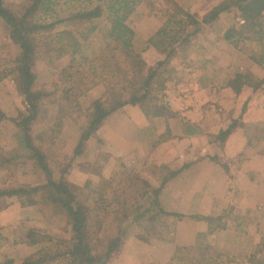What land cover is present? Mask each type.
Here are the masks:
<instances>
[{"label": "crops", "instance_id": "1", "mask_svg": "<svg viewBox=\"0 0 264 264\" xmlns=\"http://www.w3.org/2000/svg\"><path fill=\"white\" fill-rule=\"evenodd\" d=\"M148 1L138 4L126 23L134 32L133 48L143 47L140 56L151 67L150 60L154 64L160 55L148 40L161 22ZM225 1L176 0L200 22V30L168 67L166 99L175 117L147 118L138 106L125 105L96 132L102 146H117L113 157L93 147L92 160L145 166L154 174L161 166L177 172L158 193L164 213L156 214L155 240L128 237L106 264H252L250 256L264 247V50L251 41L236 49L224 39L225 31L243 29L233 8L202 23ZM245 72L262 81L259 90L229 87L235 74ZM14 202L0 213L1 227L36 212ZM2 241L0 234V264L5 259L19 264L39 248L20 241L2 246ZM182 247L189 248L185 263L176 259Z\"/></svg>", "mask_w": 264, "mask_h": 264}, {"label": "rangeland", "instance_id": "2", "mask_svg": "<svg viewBox=\"0 0 264 264\" xmlns=\"http://www.w3.org/2000/svg\"><path fill=\"white\" fill-rule=\"evenodd\" d=\"M7 1L17 11L33 3V0ZM50 6L52 17H45L34 8L35 19H44L45 22L58 19L62 22H58L52 32L34 33L30 36L38 49L29 65L33 80L30 90L48 95L40 99L39 103L42 105L37 118L29 123L30 131L27 135L32 147L41 152L42 160L38 161L34 152L27 148L22 127L18 124L27 116L28 110L23 96L18 92L21 81H15L14 76H6L0 81V109L4 112L0 121V187L46 185L49 180L55 183L63 180L68 189H72L71 187L77 189L74 193L79 200L78 203L83 202L82 204L89 208L90 202L99 198L101 209L90 210L85 218L89 235L86 245L95 257L100 254L101 249L104 250L102 247L99 248L103 241L118 237V229L126 234L124 236L121 234L120 242L114 251L128 237L137 242H153L155 227L160 221L156 220L158 213L149 209L151 208L149 205L154 197H158V194L154 193L158 184L155 180L157 169L154 174V169L148 170L149 168L145 166L131 167L120 161L108 165L103 159L92 160L96 152L94 148L99 147L100 154L109 153L113 157L117 146L116 142L109 144L106 142L102 146L96 135L98 129L83 143L81 152L75 154L80 142V133L86 125L89 103L93 99L101 98L108 109L113 108L115 102L127 100L129 97L122 90L124 85H114V81L109 80L102 69L105 63L103 56L100 55L108 42L104 30L106 25L102 19L99 20L96 31L87 41L82 42L83 47L79 54L56 57L53 50L55 34L70 32L74 26L70 25L67 18L89 6L86 0H52ZM148 6L150 12L159 16H162L163 10L167 8L160 0H149ZM142 48L136 47L134 52L137 54V60L145 67L136 66L128 73V78L139 83L142 82L148 68V63L143 62L145 57H141L139 53ZM256 50L261 53L262 47L258 46ZM17 54V47L8 39L6 30L0 22V71H8L13 66ZM154 64L150 60L149 65ZM71 76L74 81L83 79L85 83V86L81 87L85 91L83 96L78 95L76 85L74 89L67 91L73 85L71 81H66ZM139 149L142 151L140 145ZM42 163L47 173L42 170ZM148 182L150 186H146ZM54 194L57 196L45 203L44 197L39 198L40 203L32 206L36 212L31 213L34 214L30 216L31 220L27 213L28 215L20 217L16 225L0 226V234L5 241V243L2 241V246L16 247V243L25 238L27 231L32 228L41 231L42 235L51 236L53 241L44 244L45 246L55 244L57 238L70 237L71 217L55 203V200L59 199V194L57 192ZM11 201L17 203L15 199H0V213L10 207ZM134 208H138L141 213L145 211L142 219L138 217L139 214ZM126 210L132 211L129 215L130 225L123 221L124 218L127 219ZM42 219L45 220L44 223L40 222ZM127 225L129 226L125 229Z\"/></svg>", "mask_w": 264, "mask_h": 264}, {"label": "trees", "instance_id": "3", "mask_svg": "<svg viewBox=\"0 0 264 264\" xmlns=\"http://www.w3.org/2000/svg\"><path fill=\"white\" fill-rule=\"evenodd\" d=\"M86 1H88L89 7L75 12L67 18L70 25L74 26L72 30L55 34L54 53L59 58L68 54L72 56L79 54L83 47L82 42L87 41L96 31L99 20L102 19L106 25L104 30L108 39L100 55V57L103 56L102 59L105 63L102 66L103 72L109 77V80L114 81V85L123 84L122 90L129 97L127 100L115 102L113 108L108 109L101 98L93 99L89 103L86 125L80 133V142L75 154L81 152L80 149H82L83 143L94 131L99 129L113 113L125 105L138 106L147 118L175 117L176 113L171 109L169 101L166 99V84L170 81V69L168 67L174 56L183 53L187 49L191 38L200 30V22L185 12L176 0H160L164 5H167V8L163 10L162 16L157 13L154 14L161 22V27L148 40V44L157 51L160 58L153 66L147 68L142 82L139 83L128 78V73L133 71L136 66L144 68L145 65L137 60L138 57L133 48L134 32L126 21L135 7L143 0ZM51 3L52 0H33L29 7L17 11L7 0H0V22L6 30L8 39L18 49L13 66L8 71L6 70L7 73L5 70L0 71V81L6 76H14L15 81H21L18 92L23 96L28 110L26 111L27 116L20 120L18 124L22 127L27 148L34 152L38 161L42 160V154L32 147L27 134L30 131L29 123L37 118L42 105L39 103L40 99L48 94L30 90L33 80L29 65L35 53L38 52L30 36L34 33L52 32L56 24L62 22L58 19L45 22L44 19L37 20L33 16V9L36 8L45 17H52ZM230 8L235 9L236 17L242 21V24H240V21L238 24L243 29L235 30L233 28L225 31L223 34L224 39L236 49L239 48L240 42L251 41L264 50V0H226L214 8L202 20V23L207 24L216 20L221 12ZM164 17L165 19H162ZM66 81L73 83L67 91H71L76 85L78 87L76 91H79L78 95L83 96L85 94V91L81 88L85 86L83 79L74 81L73 76H71ZM261 84L262 81L249 72L235 74L234 78L228 81L229 87H232L236 92H239L243 87H250L253 91H257L260 89ZM3 116L0 112V121ZM156 169L155 178L159 185L154 190L155 195L159 193L167 181L177 175V172H171L166 167L161 166ZM42 170L48 172L43 163ZM47 183L46 185L0 187V199H15L21 207L35 206L40 203L39 198L42 197H44V203L50 201L57 196V194H54V192H57L59 199L55 200V203L72 220L70 237L57 238L55 244L50 246L44 244L53 241L51 236L42 235L41 231L33 228L28 230L25 238L19 241L28 246H38L39 248L19 264H106L119 244L121 234L124 236L126 232L123 233L118 229V237L103 241L99 248L102 247L104 250L102 251L100 248V254L95 257L86 245L89 235L88 223L85 222V218L90 210L101 209V200L98 198V200L91 201L88 208V206L82 204L83 202L78 203L79 200L76 199L74 193L77 189L74 187L68 189L69 187L63 183V180L58 183L49 180ZM146 186H150L149 182L146 183ZM153 199L149 209L163 214L164 212L159 207L157 198L154 197ZM134 210L139 214L138 217L142 219L145 211L141 213L138 208H134ZM130 214H132L131 210L125 211L127 219L124 218L123 221L127 224L130 223ZM146 214H148L147 211ZM188 249L184 247L177 248L176 259L185 263ZM249 261L252 264H264V247H260L250 256ZM2 264H14V262L5 259Z\"/></svg>", "mask_w": 264, "mask_h": 264}, {"label": "built area", "instance_id": "4", "mask_svg": "<svg viewBox=\"0 0 264 264\" xmlns=\"http://www.w3.org/2000/svg\"><path fill=\"white\" fill-rule=\"evenodd\" d=\"M240 24H242V21H240Z\"/></svg>", "mask_w": 264, "mask_h": 264}]
</instances>
